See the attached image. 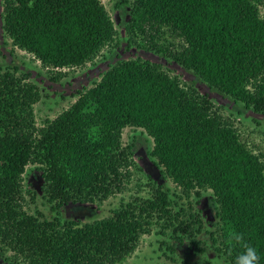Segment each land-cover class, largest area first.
I'll list each match as a JSON object with an SVG mask.
<instances>
[{
  "label": "trees",
  "instance_id": "16d2710c",
  "mask_svg": "<svg viewBox=\"0 0 264 264\" xmlns=\"http://www.w3.org/2000/svg\"><path fill=\"white\" fill-rule=\"evenodd\" d=\"M257 2L132 0L126 29L139 47L263 114L264 13ZM2 18L13 45L31 53L54 81L64 69L91 61L115 33L99 0H2ZM17 70L0 68V257L11 251L24 264H119L154 224L173 232L200 229L194 214L182 219L172 211L160 184L86 222L42 218L24 208L28 164L38 165L53 210L102 203L122 191L133 163L132 146L122 141L125 127L153 138L154 164L183 192H211L218 222L210 236L227 264L237 251L230 256L224 244L228 229L264 257V161L213 110L207 94L159 64L119 60L67 109L37 125L39 86Z\"/></svg>",
  "mask_w": 264,
  "mask_h": 264
},
{
  "label": "rangeland",
  "instance_id": "374dc122",
  "mask_svg": "<svg viewBox=\"0 0 264 264\" xmlns=\"http://www.w3.org/2000/svg\"><path fill=\"white\" fill-rule=\"evenodd\" d=\"M99 1L114 23L113 40L91 61L85 62L82 66L64 69L66 75L54 81L50 79L48 68L43 67L31 53L15 47L8 38L3 27L2 0H0V68L17 67L18 75L28 74L29 80L39 86L41 97L33 105V119L37 125H42L45 120L53 119L67 109L78 97V91L94 86L101 75L117 61L148 60L161 65L166 72L178 78L181 84L193 86L201 94H207L213 104V110L225 123L230 124L236 130L239 139L264 161V113L246 109L242 103L211 89L194 72L135 44L126 29L129 2L132 0ZM257 6L263 14L264 4L257 2ZM122 141L124 144H130L133 150L131 176L122 191L102 203L70 204L59 210H53L52 204L45 197L38 165L28 164L22 178L25 192L24 208L34 215L39 212L42 218L58 217L62 221L72 219L86 222L110 215L114 209L134 197L148 196L151 186L160 184L171 199L172 211L179 213L182 219H188L190 214H194L201 220L200 229L198 224H194L188 232L182 230L173 232L172 229H162L160 225L154 224L149 233L140 237L135 251L119 264H167L170 263L169 258L185 261L188 264H200V257L208 252L209 247L214 249V252L207 253L209 264H215L218 258H222L223 264H227L210 236L218 222L211 192L204 190L201 196H196L194 192L185 193L170 178L164 176L161 168L154 164V157L151 156L154 140L143 129L125 127L122 131ZM15 262L24 264L20 258H14L11 251H5L0 257V264H15Z\"/></svg>",
  "mask_w": 264,
  "mask_h": 264
},
{
  "label": "clouds",
  "instance_id": "9594fccd",
  "mask_svg": "<svg viewBox=\"0 0 264 264\" xmlns=\"http://www.w3.org/2000/svg\"><path fill=\"white\" fill-rule=\"evenodd\" d=\"M224 244L227 246L230 256L232 255L233 249H237L236 254L232 256L230 264H261V260L264 258L255 246L245 241L242 233H238L232 229H228ZM209 251L214 252V249L209 247ZM207 253L203 257H200V264H204V262L209 264L210 259ZM215 264H223V259H216Z\"/></svg>",
  "mask_w": 264,
  "mask_h": 264
}]
</instances>
